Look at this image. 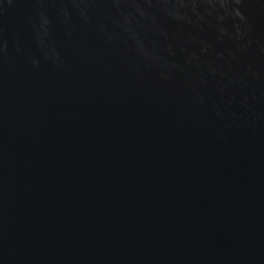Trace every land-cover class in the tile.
Here are the masks:
<instances>
[{
  "label": "water",
  "instance_id": "1",
  "mask_svg": "<svg viewBox=\"0 0 264 264\" xmlns=\"http://www.w3.org/2000/svg\"><path fill=\"white\" fill-rule=\"evenodd\" d=\"M264 264V0H0V264Z\"/></svg>",
  "mask_w": 264,
  "mask_h": 264
},
{
  "label": "bare ground",
  "instance_id": "2",
  "mask_svg": "<svg viewBox=\"0 0 264 264\" xmlns=\"http://www.w3.org/2000/svg\"><path fill=\"white\" fill-rule=\"evenodd\" d=\"M157 262H158V260L153 261L152 264H156ZM131 264H138V263H131ZM146 264H148V263H146Z\"/></svg>",
  "mask_w": 264,
  "mask_h": 264
}]
</instances>
